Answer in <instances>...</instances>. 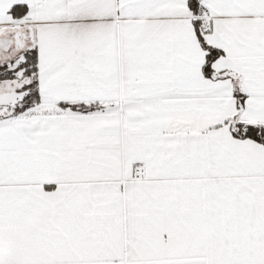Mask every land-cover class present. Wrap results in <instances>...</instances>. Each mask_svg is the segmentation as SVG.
I'll return each instance as SVG.
<instances>
[{"label":"snow or ice","instance_id":"1","mask_svg":"<svg viewBox=\"0 0 264 264\" xmlns=\"http://www.w3.org/2000/svg\"><path fill=\"white\" fill-rule=\"evenodd\" d=\"M0 264H264V0H0Z\"/></svg>","mask_w":264,"mask_h":264}]
</instances>
